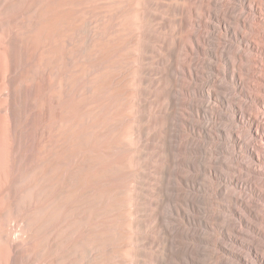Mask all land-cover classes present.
<instances>
[{"label":"bare ground","instance_id":"bare-ground-1","mask_svg":"<svg viewBox=\"0 0 264 264\" xmlns=\"http://www.w3.org/2000/svg\"><path fill=\"white\" fill-rule=\"evenodd\" d=\"M8 3L0 0V264H120V221L113 218L116 212L107 226H101L107 227L106 231L101 230V224L90 222L88 205L101 203V194L97 191L92 198L87 196V176L74 175L71 161L62 160L54 168L40 167L39 187L34 188L35 169L25 164L23 63L15 52L20 50L16 39L12 53L10 50ZM86 8L90 27L86 32L83 144L92 147L98 132L116 126L110 137L114 149L130 152L140 141L153 149L157 164L145 166L159 174L156 191L152 192L157 198L149 200L153 225L139 243L153 251L144 249L137 256L142 258L141 263L147 258L149 264H205L208 247L216 243L211 236L217 228L210 222L216 217L215 211L205 205H211L222 189L202 184L203 177L251 191L264 209V122L248 111L255 108L257 114H264V0H90ZM232 41L253 55L239 51L237 63L230 56ZM138 53L149 66H135ZM178 74L182 80L190 79L193 86L184 82L178 90ZM226 80L234 85L239 102L234 103L225 94L229 90ZM104 90L115 98L113 104L109 102L110 107L99 102ZM178 93L182 98H177ZM117 107L123 110L112 114ZM178 108L182 114H178ZM103 114L108 121L102 119ZM230 120L250 126V136L259 143V150L244 142L240 131L225 126ZM176 121L182 128V140L174 135ZM141 123L156 126L157 132L147 137ZM188 134L197 138L190 139ZM227 141L242 148L248 163L240 166L258 177V182L223 173V168L229 169L222 159L231 152L225 145ZM103 151L105 154V148ZM89 152L85 155L87 174L95 162L103 159ZM185 169L189 174L184 173ZM177 182L188 187L190 193L181 195ZM233 197L239 207H233L232 215L264 239V228L252 221L264 224V216L244 197ZM10 209H14V216ZM175 216L182 218L185 229L174 224ZM38 220L43 227L33 233L32 224ZM210 231L211 238L207 236ZM180 238L193 240L194 244L179 247ZM227 238L248 251V255L234 254L238 263L264 264V255L257 252V241H253L255 237L251 242L230 235Z\"/></svg>","mask_w":264,"mask_h":264},{"label":"rangeland","instance_id":"rangeland-1","mask_svg":"<svg viewBox=\"0 0 264 264\" xmlns=\"http://www.w3.org/2000/svg\"><path fill=\"white\" fill-rule=\"evenodd\" d=\"M7 2H9L7 4L9 9L6 11V18L8 17L6 29L8 37L12 40L10 50L12 53L14 39H16L20 50L16 51L15 49V52L16 55H19L17 57L20 62L23 63L25 164L35 169L33 174V179L35 181L34 188L37 189L39 187L40 167L54 168L58 166L60 161L68 159L74 167V175L79 174L83 178L87 176V196L92 198L97 191H99L97 194H101V203L96 206L88 205V213L91 216L90 222L92 224L94 222L101 224V230L106 231L107 227L104 226L108 225L109 218H112L116 214L113 218L116 222L120 221L117 222V225H119L118 246H121L118 247V252L120 254L118 258L119 263L149 264L147 258L143 259L144 262L141 263L142 258L138 257L137 254L144 249L150 253L153 251V249L139 245L142 239L148 235L146 231L147 228L153 225L151 217L153 215V207L149 204V200L157 198L152 192L156 191L157 183H159L157 181L159 174L151 169L145 168V166L151 167L157 164L152 156L153 149L147 147L145 145L146 143H142L141 141L134 144L133 151H130L131 153L128 150H125L128 152L125 153L123 150L124 148L114 149L110 137L116 131V126L113 127L114 129H105L104 131H107L105 135L104 131L101 133L98 132L97 134L99 135L97 136L96 134L94 136L96 139H93L92 147L88 148L83 144V131L86 126H84L83 112L87 85V74L85 70V61H87L86 32L88 27H90L86 6L90 0H80V2L79 0H6V3ZM235 6H237V4ZM248 17L249 20H253L254 18L252 15ZM192 28L195 29L197 27L192 25ZM248 34H251L250 31ZM231 44L229 48L230 56L237 63V53H243L245 51L244 53H246V55H253L249 49L243 47L238 42L232 41ZM138 56L139 59L138 63L135 65L136 67L142 68L149 66V64L147 65L142 62L141 53H138ZM180 58H183L182 50L180 51ZM233 70L236 72L237 68H233ZM139 76L140 73H138L136 77L139 78ZM177 76L178 90H181L180 87L182 88L184 82H187L185 84L193 86L190 79L185 78L182 80L181 74ZM244 78L247 79L245 74ZM224 84L229 89L225 92L226 95H230L228 98L230 97L229 99L234 103L239 102V95L234 85L227 80L224 81ZM141 87L142 84L139 83V88ZM106 91L104 90L107 95L103 92L101 94L102 97H99V102L104 101L108 106H111L115 98L113 96L110 97L109 91ZM107 96H109L110 100H107ZM179 96L182 98V95L178 93L177 98H179ZM120 109L121 111L123 110L122 107H117V109L114 108L112 114L119 112ZM179 109L180 108L177 109L178 114H182V109ZM248 111L252 116H258L257 118L260 119L261 122H264L263 113L258 112L257 114L255 108H250ZM108 118V116L103 114L102 119L108 121ZM132 120L134 122V116ZM176 123L179 122H174V135L176 138L180 137L182 140V128ZM141 126L144 127V133L147 137L157 132V128L154 125L141 123ZM225 126H231V129L228 128L230 130L237 129L236 131H240V137L244 142L246 141V143L252 146L255 145V148H259V143L254 139L252 140L250 136L251 128L247 123L241 125L230 120L226 122ZM102 133L103 136H101ZM177 134H179V136H177ZM188 136L190 139L197 138V135L194 134H188ZM225 145L229 147L231 152L228 155L225 154L226 156L224 155L222 158L229 164V169L223 168L224 172H222L237 178L240 176L239 178H245L251 183L253 181V183L258 182V177H252L250 171L240 166V163H248V158H246V154L242 148L237 147L231 141H227ZM90 148H92V150ZM104 148L105 154L107 155L104 154ZM258 148L257 150H259ZM119 149L121 150L118 151ZM89 151H93L96 155L103 157V159L101 162H95L96 165L94 164V169H89L87 174V159L85 155L90 153ZM117 151L121 153L118 154ZM111 153H116L117 157L119 155L118 159L115 155L112 156ZM3 155V159H7V157H5L6 155ZM111 158L114 159L112 160ZM129 158H131V160H129ZM3 162L7 163L4 160ZM119 164H122V166ZM91 171H93V176ZM184 171L185 174H189L187 169ZM208 178V176L203 177L200 180L201 183L207 186L213 184L219 186V188L222 189V194H216L213 203L211 205H205V207L209 205L207 208L208 210L210 209V211H212L213 209L212 212L215 211L216 217H210L212 219V221L210 219V222L217 227L216 231H213L216 234H213L212 231L207 233L208 237L212 234L215 236V238L213 235L211 237L216 243L208 247L210 254L208 253L209 258L206 256L205 260L208 262L205 261V264H240V262L238 263L237 260L234 259V254L242 253L243 255H248L246 248L243 249L244 247L241 248L240 245L228 240L227 237H229V235L233 238H242V236H244L242 239L246 242H251V239L255 237L253 241H257V252L264 255V239L256 232L243 227L240 221L232 215L233 213L231 211L233 207H239V205L233 203V195H235V197L241 196L244 197V200L247 199L249 205H252L256 212L264 216V209L260 205V201L249 190L243 191L231 183ZM128 183L130 185H128ZM105 185L107 186L104 187ZM175 186L183 196L187 195L188 192L190 193L188 187L178 184V182ZM102 188L103 190H101ZM28 193L29 191H26L25 195L27 198L29 197ZM104 208L107 210L105 211ZM183 208L187 209L185 206H183ZM97 211H101V214ZM95 212H97V214ZM114 212L116 213L114 214ZM10 214L13 216L15 215L14 209H10ZM178 217L179 216L174 217V224H180V226L185 229L186 225L182 222V218ZM252 221L255 222L253 224L257 227L264 228V224L260 221L254 219ZM102 225L104 226L101 227ZM42 227L43 225L39 220L34 221L32 224L33 233L40 231ZM240 229L243 230V234ZM244 230H248L249 233L246 231L244 232ZM182 239L184 238L179 239V247L180 245L184 247L183 244L185 243L186 245L194 244L193 240H188L186 238L184 240ZM253 264H260V262L254 261Z\"/></svg>","mask_w":264,"mask_h":264}]
</instances>
